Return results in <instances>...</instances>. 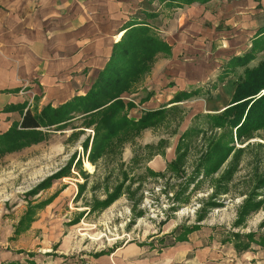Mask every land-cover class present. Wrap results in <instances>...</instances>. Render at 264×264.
<instances>
[{
  "label": "rangeland",
  "instance_id": "rangeland-1",
  "mask_svg": "<svg viewBox=\"0 0 264 264\" xmlns=\"http://www.w3.org/2000/svg\"><path fill=\"white\" fill-rule=\"evenodd\" d=\"M215 5L226 11L219 26L238 55L256 48L247 65H258L264 0ZM146 76L136 85H143L138 102L151 95ZM136 96L125 98L136 106ZM87 107L73 105L71 119L42 128L41 141L0 157V251L93 259L131 248L133 264H264V127L244 136L237 127L204 129L191 108L174 105L130 139L97 151Z\"/></svg>",
  "mask_w": 264,
  "mask_h": 264
},
{
  "label": "crops",
  "instance_id": "crops-1",
  "mask_svg": "<svg viewBox=\"0 0 264 264\" xmlns=\"http://www.w3.org/2000/svg\"><path fill=\"white\" fill-rule=\"evenodd\" d=\"M159 1L0 0V133L20 122L28 108L40 112L47 104L57 107L85 95L114 45L137 21L155 29L171 51L157 59L146 76L144 85L151 95L138 102L136 94L143 85L132 92L136 106L129 115L137 119L149 110L185 104L192 116L222 111L235 92V73L211 89L212 98L200 92L172 100L184 90L204 86V92L231 56L242 52L219 26L226 12L223 5L216 9L217 0H211L170 8L167 0ZM178 247L186 253L190 248ZM132 250L93 259L65 252L38 257L7 250L0 251V264H133Z\"/></svg>",
  "mask_w": 264,
  "mask_h": 264
},
{
  "label": "trees",
  "instance_id": "trees-1",
  "mask_svg": "<svg viewBox=\"0 0 264 264\" xmlns=\"http://www.w3.org/2000/svg\"><path fill=\"white\" fill-rule=\"evenodd\" d=\"M167 1L171 3V6H182L211 0ZM114 46L107 65L85 95H76L72 100L57 107L47 104L40 112H33L28 108L20 122L10 126L7 131L1 132L0 157L41 141L45 134L43 127H50L71 119V117L65 118L66 111H69L73 105L80 106L81 103L88 105L82 114L89 118L87 127L91 125L94 127L92 149L97 151L98 148L99 151L106 150L113 144L128 140L138 134L142 128L163 119L168 113L165 107L146 111L137 119L132 118L129 115V109L134 104L125 97L132 94L136 85L150 73L156 55L170 53L171 45L146 22L137 21ZM255 50L256 48H252L243 54L232 55L231 59L222 66L216 82L210 83L211 87L209 86L204 92L202 91L204 86L184 90L176 94L172 102L182 101L200 92L212 98L211 89H215L219 83L230 77L238 66H245L243 73L238 74L235 80V92L227 107L216 114H197L195 118L201 128L237 127L238 133L243 136L250 130L264 127V60L255 66L247 65L254 58ZM101 95H104L103 100L99 99ZM186 135L191 138L194 134ZM226 157L227 155L224 154L219 155L218 160L214 162L215 167L220 165ZM240 235L237 233L236 236ZM247 235L249 238L254 234ZM253 240L256 239L251 238V241Z\"/></svg>",
  "mask_w": 264,
  "mask_h": 264
},
{
  "label": "bare ground",
  "instance_id": "bare-ground-1",
  "mask_svg": "<svg viewBox=\"0 0 264 264\" xmlns=\"http://www.w3.org/2000/svg\"><path fill=\"white\" fill-rule=\"evenodd\" d=\"M121 37V36H120Z\"/></svg>",
  "mask_w": 264,
  "mask_h": 264
}]
</instances>
